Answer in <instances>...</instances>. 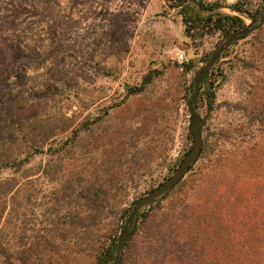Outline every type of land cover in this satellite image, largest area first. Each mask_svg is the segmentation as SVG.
Wrapping results in <instances>:
<instances>
[{
	"label": "rangeland",
	"instance_id": "obj_1",
	"mask_svg": "<svg viewBox=\"0 0 264 264\" xmlns=\"http://www.w3.org/2000/svg\"><path fill=\"white\" fill-rule=\"evenodd\" d=\"M246 2L222 44L166 0H0V264H264V0ZM189 104L209 111L200 155L130 214L190 148Z\"/></svg>",
	"mask_w": 264,
	"mask_h": 264
},
{
	"label": "trees",
	"instance_id": "obj_2",
	"mask_svg": "<svg viewBox=\"0 0 264 264\" xmlns=\"http://www.w3.org/2000/svg\"><path fill=\"white\" fill-rule=\"evenodd\" d=\"M166 3L169 7L176 9L177 13L181 17L184 32L190 37H194L195 35L200 36L215 31L228 36L232 32H236L245 26V22L242 17L243 14H246L251 19H254L258 13L257 9L251 11L247 7L246 0H236L233 3L226 5L234 13L220 10V8L223 7V4L219 1L166 0ZM153 76V73L149 71L142 78L140 85L128 87L129 91L136 92L141 90ZM14 162L15 159L13 157L4 154L3 158L0 160V165L14 164ZM86 199L89 200L91 204H98L99 206L101 204L99 201L96 203V199Z\"/></svg>",
	"mask_w": 264,
	"mask_h": 264
},
{
	"label": "water",
	"instance_id": "obj_3",
	"mask_svg": "<svg viewBox=\"0 0 264 264\" xmlns=\"http://www.w3.org/2000/svg\"><path fill=\"white\" fill-rule=\"evenodd\" d=\"M264 15V11L262 13ZM261 24V21L258 25ZM257 25V26H258ZM239 34V35H237ZM243 34H245L244 29H240L236 32H233L229 34L222 44H227L231 42L232 40H235L236 38L241 37ZM222 44L218 45L215 49L216 52H218L222 46ZM212 56L209 57L205 68H208L210 62H211ZM189 110L192 115V121L190 124V134L192 138V144L188 151L185 153V155L180 160L178 166L174 169L173 173L168 176L163 182H161L157 187L152 189L147 195L144 197H141L139 200H137L133 207L130 209V214H133L137 209L142 207L145 204H148L153 201L154 198L157 196L165 193L167 190H169L176 182L184 175V173L188 170L189 166L197 159V157L201 153L202 148V140H201V134H200V127L203 124L205 118L208 115V112L205 114L204 117H199L198 114L195 112V109L193 105L189 104ZM126 237V231L123 230V233L119 239V243L117 245V250L120 248V245L124 238ZM97 264H101V261H98Z\"/></svg>",
	"mask_w": 264,
	"mask_h": 264
}]
</instances>
